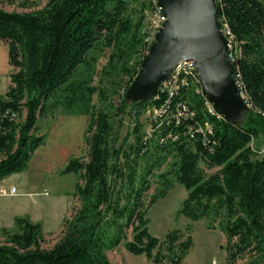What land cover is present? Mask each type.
I'll return each mask as SVG.
<instances>
[{"label":"trees","instance_id":"16d2710c","mask_svg":"<svg viewBox=\"0 0 264 264\" xmlns=\"http://www.w3.org/2000/svg\"><path fill=\"white\" fill-rule=\"evenodd\" d=\"M215 3L251 111L238 123L218 119L207 113L201 93L183 89L171 106L184 102L193 116L180 115V122L172 113L149 117L147 131L141 117L167 97L137 102L134 129L123 140L126 93L147 55L144 21L152 1L48 0L31 13L0 10V43L8 46L13 68L9 90L0 95V182L28 169L43 144L35 131L47 112L60 104L67 111L84 106L89 116L88 161L71 159L63 171L77 178L78 206L60 239L46 249L42 225L16 218L14 229H1L0 264H113L108 254L120 247L153 264H183L194 246L190 227L163 241L149 232L148 212L174 182L187 192L179 216L224 234L226 264H264V156L250 146L264 137V0ZM104 50L111 51L106 85L92 88L81 70ZM205 122L212 132H187ZM201 165L217 171L208 176Z\"/></svg>","mask_w":264,"mask_h":264},{"label":"rangeland","instance_id":"374dc122","mask_svg":"<svg viewBox=\"0 0 264 264\" xmlns=\"http://www.w3.org/2000/svg\"><path fill=\"white\" fill-rule=\"evenodd\" d=\"M47 1L2 0L0 6L3 11L22 14L42 9ZM154 22V11L147 12L144 21L146 32H150ZM110 56V50L100 51L97 54V62L90 68L81 70V79L87 81L88 86L103 88L106 85L103 72L109 63ZM11 73L8 46L0 43L1 96L9 90L10 82L8 81ZM122 87L124 88V83ZM122 89L119 90L120 96L124 94ZM120 96L114 99L116 105L121 102ZM125 100L127 109L120 131L122 140L134 129L132 112L134 104L137 103L131 101L127 93ZM92 103L98 104L97 95L93 97ZM85 110L84 106H77L67 111L60 104L54 110L47 112L44 117L39 118L35 135L43 137L44 141L34 153L28 169L0 182V240L1 229H14V221L19 217H27L32 222L42 225L44 248H52L60 239L64 220L69 218L73 209L78 206V200L75 197L77 178L72 174L65 175L63 171L71 159L80 158L84 162L88 161L85 132L89 116ZM148 118L149 114L145 113L140 119L147 131ZM250 146L258 158L264 156V137L254 139ZM201 168L208 176L217 171L207 170L204 165H201ZM166 169V167L162 168L161 172H165ZM13 187L17 189L16 194H10ZM153 192L154 190L150 194ZM186 198L185 189L174 182L167 196L158 201L148 212L150 234L163 241L169 233L178 230L186 233V228L190 227L194 246L183 264H226V239L220 229L217 226L210 228L209 224L203 220L191 222L179 216ZM108 255L113 264H153L145 256L137 257L129 254L123 247Z\"/></svg>","mask_w":264,"mask_h":264},{"label":"water","instance_id":"95a60500","mask_svg":"<svg viewBox=\"0 0 264 264\" xmlns=\"http://www.w3.org/2000/svg\"><path fill=\"white\" fill-rule=\"evenodd\" d=\"M167 18L143 59L127 95L142 103L160 95L178 65L193 61L202 94L224 119L238 123L251 111L229 60V40L215 0H156Z\"/></svg>","mask_w":264,"mask_h":264},{"label":"built area","instance_id":"2783aa9c","mask_svg":"<svg viewBox=\"0 0 264 264\" xmlns=\"http://www.w3.org/2000/svg\"><path fill=\"white\" fill-rule=\"evenodd\" d=\"M151 1L154 4L155 22L152 24L150 32H147V37L145 39V42L148 45L147 54L149 52L150 47L155 41L156 34L159 32V30L162 28L163 24L167 20V18L162 15L161 9L157 6L156 0ZM231 48L232 46L229 42L230 62L233 61L235 58L233 53H231ZM190 88L195 89L196 92L202 94V86L198 74L196 72L195 64L193 61H186L180 63L172 74L171 78L162 85L160 95H165L167 97L166 104L159 109H151L148 112L149 117L156 121L159 116H169L172 113L175 114L176 121L180 122V118L178 117L180 115L193 116V113H188V107L184 102L176 103L174 108H172L171 106V100L178 94L179 91ZM160 95H158L156 98H158ZM205 109L210 116L216 117L218 119L223 118L215 111L212 104L209 103L206 99ZM173 110H175V112ZM212 130L213 126L209 122H205V125L198 123L197 125H195L194 129L190 128L187 132H212ZM16 192L17 189L15 187L11 188L10 194H16Z\"/></svg>","mask_w":264,"mask_h":264},{"label":"crops","instance_id":"0c3cea01","mask_svg":"<svg viewBox=\"0 0 264 264\" xmlns=\"http://www.w3.org/2000/svg\"><path fill=\"white\" fill-rule=\"evenodd\" d=\"M0 1H2V0H0ZM1 8H2V6H0V10H2ZM12 72H13V68H12ZM11 74H12V73H11ZM8 82H10V79H9ZM0 95H1V94H0Z\"/></svg>","mask_w":264,"mask_h":264}]
</instances>
